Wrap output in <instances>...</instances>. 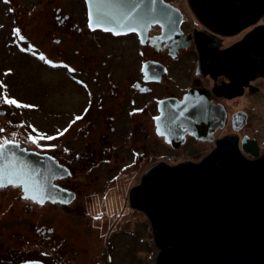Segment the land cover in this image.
I'll return each mask as SVG.
<instances>
[{"label":"flooded vegetation","instance_id":"flooded-vegetation-1","mask_svg":"<svg viewBox=\"0 0 264 264\" xmlns=\"http://www.w3.org/2000/svg\"><path fill=\"white\" fill-rule=\"evenodd\" d=\"M0 2L11 20L8 36H0V48L11 49L16 60L29 57L49 72H61L65 89L64 100L54 103L51 97L46 102L48 117L65 120L48 136V148H21L47 156L57 169L50 187L43 189L47 194L28 195L18 183L21 186L0 189V225L6 227L0 233V264H70L73 256H82L79 235L74 227L72 234L69 231V218L77 219L81 213L100 215L103 194L119 193L115 188L124 187V179L133 174L139 175L120 194L126 196L131 210L140 211L131 206L130 193L141 187L153 166L197 165L229 136L236 137L239 147L245 138L258 148L259 157L264 155V74L256 73L242 86L241 94L234 95L228 74L213 71L196 43L198 36L222 50L221 36L189 20L172 2L166 1L182 14L180 31L187 43L183 47L177 37L162 39L158 26L151 27L144 40L136 32L93 29L82 0V6L72 5L66 12L51 6L50 24L46 23L49 39L40 44L45 49L33 43L23 27L21 13H27V7L18 0ZM2 24L0 30L5 28ZM89 50L98 55L87 56ZM0 62L5 63V58L0 57ZM235 98L241 99L243 109H229L225 101ZM22 102L30 106L26 111L40 109ZM54 137L61 143L54 144ZM197 148H210V152L195 160ZM77 170L80 185H75ZM87 170L91 174L106 170V179L99 183L100 176H95L96 181L85 175ZM82 194H88L91 202L85 208L75 205L70 215L69 207ZM26 226L30 236L20 233Z\"/></svg>","mask_w":264,"mask_h":264},{"label":"water","instance_id":"water-1","mask_svg":"<svg viewBox=\"0 0 264 264\" xmlns=\"http://www.w3.org/2000/svg\"><path fill=\"white\" fill-rule=\"evenodd\" d=\"M85 2L93 29L136 32L144 40L150 27L158 26L162 39L178 37L180 47L187 45L180 11L164 0ZM188 5L204 27L221 36L235 35L264 16V0H188ZM200 38L199 51L213 71L228 74L234 95L256 73L264 74V25L222 50ZM241 152L257 159L248 160ZM0 153V166L9 163L8 171L23 177L17 183L24 193L50 187L57 169L47 156L12 142ZM130 204L151 223L158 250L154 264H264V155L259 157L258 148L245 138L240 147L235 136L224 138L194 166L151 167L141 187L131 191Z\"/></svg>","mask_w":264,"mask_h":264},{"label":"rangeland","instance_id":"rangeland-1","mask_svg":"<svg viewBox=\"0 0 264 264\" xmlns=\"http://www.w3.org/2000/svg\"><path fill=\"white\" fill-rule=\"evenodd\" d=\"M18 1H21V4L27 7V13H21L23 27L25 26L28 29V32L31 33L30 38L32 42L39 44L38 47L40 46L41 49H45L44 45H41L47 38L49 39L46 23L50 24V8L60 7L63 9V12H66L74 8L72 5L82 6V0ZM166 1L172 2L182 8L189 20L192 21L193 18L200 23L192 13L188 0ZM4 8L6 6L0 2V22L5 25L4 30H0V36L3 35V37L8 36L7 33L11 24V20H7V16L3 13ZM258 25H264V16L254 25L243 29L235 35H220L221 46L226 49L234 43L241 41L249 31ZM120 44L122 43L120 42ZM6 48H0V57L6 60L5 63L0 62V70L4 68L7 70L10 68L11 70L10 72H0V144L8 141L22 146L21 148H48L47 145L50 144L48 136L56 132L58 128H61L65 122V120L55 115L51 118L48 117L45 110L46 102L51 97H53L54 103L61 102L62 98L64 100L65 89L64 81L61 80V72H49L45 67L29 57L16 60L17 55L9 53L10 51L8 50L11 49ZM89 53H94L92 54L94 57L98 55L89 50L86 52L87 56ZM70 90L72 88L69 89L71 93ZM5 97L15 100L18 104L23 101L24 103L26 102L25 104L33 103L39 105L40 109L38 111H26V107H17L14 104L10 105L4 102ZM240 100L235 98L225 102L229 106V109L234 111L238 108L243 109L240 106ZM243 106L246 109L248 104L246 103ZM55 112L57 113L58 111ZM249 113L251 114L250 111ZM250 130H252V127L249 128ZM53 140H56V137ZM83 140L85 142L87 139ZM60 141L61 139L57 138L56 142L53 143L60 144ZM197 149L198 152H195V160H200L210 152V148ZM77 172L78 170L76 171V176L78 175ZM106 172V170H98L97 174H91L87 170L85 175L87 173L88 177L95 178L96 181L97 178L95 176L99 175V183H101L102 179H106L104 178ZM138 175L133 174L130 179H124L126 181L124 187L120 185L119 188H115V191H119V193L107 192L103 194V201L99 204V208L101 209L99 211L100 215L91 217L81 213L78 217L76 216L77 219L69 218V231L72 234L74 227L81 242V246L79 245L80 251L84 255L73 256L70 264H81L82 262L83 264H154L158 250L154 245L151 223L141 210H131L128 202H126V196L120 194L124 188L125 191L127 190L128 181L130 183ZM75 185H80L79 175L75 179ZM7 192L14 193L9 190ZM90 202V196L82 194L69 207L70 215H73L72 212L74 211L72 208L75 205L85 208ZM23 206L24 203H22V208H24ZM7 217L3 216L4 219ZM26 227L20 233L30 236L31 230L28 226ZM4 228L6 227L0 225V233ZM4 234H7L6 231H4Z\"/></svg>","mask_w":264,"mask_h":264},{"label":"snow or ice","instance_id":"snow-or-ice-1","mask_svg":"<svg viewBox=\"0 0 264 264\" xmlns=\"http://www.w3.org/2000/svg\"><path fill=\"white\" fill-rule=\"evenodd\" d=\"M7 2V0H6ZM90 18H91V14H90ZM105 30H109V29H105ZM133 31L135 29H132ZM16 31V34L18 35L19 34V30H15ZM116 34H120V33H116ZM21 39H23L21 37ZM40 59H45L43 56L40 57ZM4 102L12 105H16L17 107H30V106H27V105H20L18 104L15 100H11V99H7L6 97L4 98ZM62 134V133H61ZM49 139H51V137H49ZM35 142V141H33ZM8 143V141H4V143L0 144V149L4 148V146ZM4 154L3 153H0V156H3ZM10 167V164L9 163H6L4 164L3 166H0V189L2 188H5V187H8L9 185L13 186V187H16V186H21V185H18L17 184V180H20L22 182L23 180V177L21 175H19L16 171H8ZM25 199H35L34 197H29L27 195L24 196ZM38 202H43L42 200L41 201H38Z\"/></svg>","mask_w":264,"mask_h":264},{"label":"bare ground","instance_id":"bare-ground-1","mask_svg":"<svg viewBox=\"0 0 264 264\" xmlns=\"http://www.w3.org/2000/svg\"><path fill=\"white\" fill-rule=\"evenodd\" d=\"M181 15H182V14H181ZM151 27H152V26H151ZM151 27H150V28H151ZM177 38H178V37H177ZM170 39H173V38H169V39H165V40H170ZM177 43H178V42H177ZM189 103H190V102H189ZM198 114H199V113H198ZM198 114H197V115H198ZM188 117H189V116H188ZM190 117H191V116H190ZM196 117H197V116H195V119H196ZM200 117H201V116H200ZM52 177H53V176H52ZM45 193L47 194V191H46Z\"/></svg>","mask_w":264,"mask_h":264}]
</instances>
